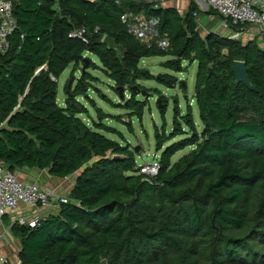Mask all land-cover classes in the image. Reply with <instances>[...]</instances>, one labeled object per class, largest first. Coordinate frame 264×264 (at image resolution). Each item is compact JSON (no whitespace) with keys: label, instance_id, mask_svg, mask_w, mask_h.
Returning a JSON list of instances; mask_svg holds the SVG:
<instances>
[{"label":"trees","instance_id":"1","mask_svg":"<svg viewBox=\"0 0 264 264\" xmlns=\"http://www.w3.org/2000/svg\"><path fill=\"white\" fill-rule=\"evenodd\" d=\"M10 1L17 29L0 55V163L14 172L76 176L57 214L35 229L13 225L21 264H264V50L216 34L202 38L195 20L133 0ZM126 13L158 19L169 50L132 36L121 20ZM81 29L88 44L71 37ZM105 36L124 47L126 70L102 44ZM87 52L130 89L141 76L150 80L139 69L143 59L172 57L163 67L176 73L185 61L198 63L203 131L191 111L176 109L170 137H156L158 151L188 137L165 149L156 177L139 174L133 153L101 133H113L104 122H83L88 111L77 97L88 74L58 104L60 77L71 65L77 71ZM236 61L256 92L235 85ZM157 80L182 85L169 75Z\"/></svg>","mask_w":264,"mask_h":264},{"label":"rangeland","instance_id":"2","mask_svg":"<svg viewBox=\"0 0 264 264\" xmlns=\"http://www.w3.org/2000/svg\"><path fill=\"white\" fill-rule=\"evenodd\" d=\"M204 36L201 35L202 38ZM83 59L88 61V69L83 71L85 63L81 62L76 67L77 71L71 65L60 77L58 104L64 106L66 100L71 98L66 95V90L68 88H71V91L77 90L82 79L80 75L88 74V82L82 81L79 88L82 95L77 97V101L87 109L88 113L80 117L90 126H93L94 122L99 124L104 122L113 133H101L120 145L126 146L135 156L138 167L152 164L155 156L160 157L167 147L188 137L185 134L167 141L162 150L158 151L156 137L163 136L166 139L170 137L176 109L180 111L181 116H186L191 111L198 133H202L203 125L195 99L197 62L185 61L182 64L181 73H176L163 67V64L171 61L172 57L143 59L139 69L148 72L150 80H142L141 76L137 82H132V89H130L129 85H120L117 82L116 84L110 77V72L93 53H85ZM160 75L176 77L179 83L185 84V87L182 88L178 84L175 88H167L158 82L157 78ZM73 79L74 81L70 84ZM119 88H122L123 99L119 98ZM99 112L106 117L104 121H101L102 116ZM185 130L187 131L186 127ZM192 149L189 147L177 153L172 158V163L179 161ZM57 211V209L51 210L46 217Z\"/></svg>","mask_w":264,"mask_h":264},{"label":"built area","instance_id":"3","mask_svg":"<svg viewBox=\"0 0 264 264\" xmlns=\"http://www.w3.org/2000/svg\"><path fill=\"white\" fill-rule=\"evenodd\" d=\"M191 1L196 2V0ZM207 3L213 12L225 20L227 25L236 29L253 25L258 27L264 35V0H207ZM121 20L129 33L142 44L148 46L155 44L162 50H169V41L161 39L158 34V19L147 20L143 15L126 13ZM16 29L17 22L13 16L12 2L0 0V55H5L9 51V39ZM240 35L238 31H235L231 39L239 40ZM71 37L81 39L84 44H88L85 30H78ZM139 169L140 174L148 178L156 177L160 170L159 157L155 156L152 164L140 166ZM69 201L68 195H60L52 189H43L24 182L19 178L18 172L0 163V218L23 205L34 209V212L28 218L17 219L15 224L21 228L35 229L44 218L41 214L55 209L59 210ZM0 264H8L7 259L0 257ZM15 264H21V262L17 261Z\"/></svg>","mask_w":264,"mask_h":264},{"label":"crops","instance_id":"4","mask_svg":"<svg viewBox=\"0 0 264 264\" xmlns=\"http://www.w3.org/2000/svg\"><path fill=\"white\" fill-rule=\"evenodd\" d=\"M95 1V0H90ZM137 3L148 4L154 9L166 10L170 13H177L182 18H190L197 23L198 33L205 35L209 34L220 35L224 38H229L238 31L241 35L239 41L247 45L255 43L260 49L264 50V36L261 34L258 27L248 25L244 27H231L227 25L225 20L214 13L208 6L207 0H133ZM191 3H194V10H191ZM18 176L21 180L28 184L37 185L43 189H52L60 195H69L76 184V176H71L65 179H59L50 175L48 171L37 169H24L18 171ZM34 209L26 206H20L16 211L0 218V257L7 259L8 264H15L20 261L21 241L17 238L12 230L16 220L21 217L28 218ZM48 212L41 214L44 218ZM58 212V211H57ZM51 213V214H57Z\"/></svg>","mask_w":264,"mask_h":264},{"label":"water","instance_id":"5","mask_svg":"<svg viewBox=\"0 0 264 264\" xmlns=\"http://www.w3.org/2000/svg\"><path fill=\"white\" fill-rule=\"evenodd\" d=\"M102 44L106 47V49L108 51L115 53L116 59L119 61V63L123 67V69L126 70L127 66L124 62L126 51H125L124 47L117 44L116 40L109 37V36H105L103 38ZM84 63H85V65L83 67V71L88 69V61L86 59L84 60ZM232 74L234 76L236 86L243 84L248 89H250L252 92H256V88L252 86V84L249 80L247 68H246V65L244 62H241V61L234 62L233 66H232ZM73 81H74V79L70 81V84ZM182 86L185 87V84L183 83ZM121 89L122 88H119V93H120L121 99H123V94H122ZM136 151H138V149ZM101 264H106V261H102Z\"/></svg>","mask_w":264,"mask_h":264},{"label":"clouds","instance_id":"6","mask_svg":"<svg viewBox=\"0 0 264 264\" xmlns=\"http://www.w3.org/2000/svg\"><path fill=\"white\" fill-rule=\"evenodd\" d=\"M215 13V12H214ZM230 39H231V37H230ZM233 40V39H232ZM239 41V40H238ZM181 84H183V83H181ZM180 86H182V85H180ZM184 88V87H183ZM159 157V156H158ZM159 160H160V157H159ZM160 164V163H159ZM143 166V165H142ZM140 168V167H139ZM139 174H140V169H139ZM159 174V173H158ZM140 175H142V174H140Z\"/></svg>","mask_w":264,"mask_h":264}]
</instances>
